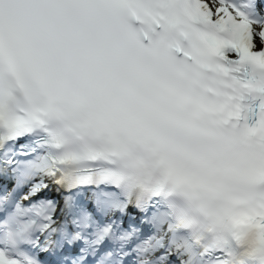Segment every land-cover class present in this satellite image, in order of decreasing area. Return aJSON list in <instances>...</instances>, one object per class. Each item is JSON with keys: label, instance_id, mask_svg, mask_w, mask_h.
<instances>
[{"label": "snow or ice", "instance_id": "6c2138e0", "mask_svg": "<svg viewBox=\"0 0 264 264\" xmlns=\"http://www.w3.org/2000/svg\"><path fill=\"white\" fill-rule=\"evenodd\" d=\"M0 264H264V0H0Z\"/></svg>", "mask_w": 264, "mask_h": 264}]
</instances>
